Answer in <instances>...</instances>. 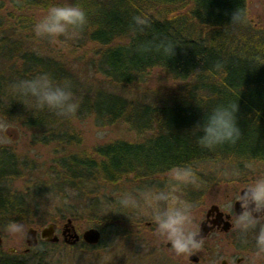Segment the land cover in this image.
I'll use <instances>...</instances> for the list:
<instances>
[{
    "label": "trees",
    "instance_id": "16d2710c",
    "mask_svg": "<svg viewBox=\"0 0 264 264\" xmlns=\"http://www.w3.org/2000/svg\"><path fill=\"white\" fill-rule=\"evenodd\" d=\"M53 1L13 0L15 13L0 17V112H16L21 119L25 105L13 97L11 85L45 71L57 79L71 80L80 100V109L71 118H91L100 126L126 125L136 141H114L88 154H71L78 160L73 170L81 172L82 181L92 186L91 190L82 187L83 193L96 189L106 195L137 186L160 189L169 184L168 171L173 165L190 163L198 170L202 186L179 189L197 203L216 178L214 174L223 171L219 169L240 177L264 171V30L254 32L248 18L242 25L230 26L232 13L238 7L247 9V0H78L88 12L89 23L78 36L66 38L63 46L70 51L71 60L85 61V81L68 71L69 66L66 69L65 60L23 50L24 44H34L40 38L33 30L31 13ZM137 14H146L152 21L143 32L133 31ZM164 37L177 44L172 56L138 51L142 42ZM217 64L222 67L217 69ZM154 70L174 83L172 92L147 87ZM229 101H237L239 106L240 139L214 149L201 146L190 134L204 115L200 104L211 107ZM29 112L24 113L25 119L23 114L22 125L34 130L35 142L49 145L56 140L62 151L78 142L70 118L47 109ZM1 155L11 156L0 161V170L10 164L18 171L15 155L2 149ZM64 185L69 186L68 182ZM86 209L89 214L95 212L93 204ZM2 210L23 214L24 205L9 200ZM70 218L74 223L75 218ZM106 220L90 222L101 231L102 240L113 233L117 221ZM48 222L58 225L59 221L52 217ZM47 244L39 241L29 252L38 246L43 250ZM0 254L7 258L6 264H27L32 257Z\"/></svg>",
    "mask_w": 264,
    "mask_h": 264
},
{
    "label": "rangeland",
    "instance_id": "374dc122",
    "mask_svg": "<svg viewBox=\"0 0 264 264\" xmlns=\"http://www.w3.org/2000/svg\"><path fill=\"white\" fill-rule=\"evenodd\" d=\"M12 1L0 0V17H4L8 12L15 13L11 6ZM47 9L48 7L35 9L30 16L36 22ZM247 13L254 32L264 30V0H247ZM66 38L68 39L61 36L53 40L40 37L34 44H24L23 50L29 49L43 57L63 59L68 63L66 69L69 66L68 71L76 74L80 81H85L88 78L86 63L70 59V51L63 46ZM147 87L162 93L172 92L175 89L174 83L159 70L152 72ZM31 109L34 113L37 111L24 106L21 119L17 118L16 112L6 113L7 115L0 112V117L3 118L0 119V151L2 149L15 155L18 169L16 171L8 164L0 170V253L14 254L26 259L32 256L27 264H180L178 261L180 256H177L170 246L167 247L168 242L157 235L156 225L151 218V206L144 203L143 193L147 190H164L170 193V201L176 199L178 202H192L186 197L185 192L166 184L160 189L146 188V186L143 188L137 186L135 189L123 187L120 191L106 195L102 190L96 191V189L93 192L83 190L85 191L83 193L82 187L91 190L92 186L87 181H82L81 172L73 170L78 160H75L77 158L74 159L71 154L89 153L97 146L114 141H136V135L122 123L100 126L91 118H70L68 122L74 129L78 142L62 151L57 147L56 140L49 145L39 143L38 139V142H35L34 130L22 125L23 114H31L29 112ZM25 117L27 116L24 114V119ZM51 135L54 137L57 134L51 133ZM6 157L1 155L0 161L9 160ZM60 158L63 159L59 161ZM68 167L70 170H67ZM219 170L223 171L214 174L216 178L201 193L199 201L193 202L200 206L196 209L198 218L211 203L219 202L225 207L226 202L234 199L235 194L240 190V184L252 182L258 176L264 175V171H254L253 174L246 173L245 177H240L236 172ZM8 174L12 175L7 176ZM66 177L69 181H65ZM65 182H68L69 186L64 185ZM78 183L82 184L77 185ZM74 185L78 186L80 191ZM125 191L136 194L141 200L142 207L126 210L125 214L111 211L110 209L118 207V198ZM9 200L23 204V214L12 211L9 214L2 213ZM170 201L159 203L161 207H166ZM91 204L95 206V212L89 214L86 208ZM52 217L59 221L56 233L60 240L57 243L48 242L43 250L41 249L43 246H38L32 252L26 251L25 237L10 234L4 227L11 220H18L25 223L28 229L39 228ZM70 217L75 218L73 224L79 234L92 227L90 222L94 219L107 221L106 219L111 218L112 221L115 219L117 221L113 225L115 228L113 233L107 234L105 240L101 239L98 245L90 248L82 241L74 245L64 242L61 233L66 219ZM219 239L211 241L208 243L209 247H203L199 251L201 259L196 264H219L223 257L230 256H233L230 258V264H264V254L256 255L254 233H249L246 241H242L239 230L234 228L228 235ZM240 257H243V260L237 263L236 260ZM7 262V258L0 254V264Z\"/></svg>",
    "mask_w": 264,
    "mask_h": 264
},
{
    "label": "clouds",
    "instance_id": "9594fccd",
    "mask_svg": "<svg viewBox=\"0 0 264 264\" xmlns=\"http://www.w3.org/2000/svg\"><path fill=\"white\" fill-rule=\"evenodd\" d=\"M247 9L238 7L231 17V25L237 26L247 22ZM88 12L76 0H59L49 5L46 13L33 25L37 37L57 39L61 36H78L88 25ZM152 21L146 14L133 16V31H145ZM177 44L167 37L148 40L138 46V51L147 53L153 50L166 58L174 54ZM217 69L222 66L216 65ZM11 93L27 108L55 112L61 117L71 118L80 109V100L73 91L70 79H57L51 73L41 71L29 78H19L11 85ZM204 108V115L192 128L191 133L197 142L208 149L224 144H235L242 132L237 123L238 103L229 101ZM0 119H3L0 117ZM169 184L173 188L192 185L200 188L202 178L198 170L190 163L173 165L169 171ZM143 201L151 206V218L156 225V233L170 244L177 256L190 259L203 248L204 238L200 226L203 219L197 216L200 207L190 201L171 199L168 191L147 190L143 193ZM161 201L167 203L161 207ZM239 202L241 211H234V202ZM141 200L131 191H125L118 198V207L110 209L122 212L141 208ZM226 209L233 213V225L239 230L242 241H246L249 233H254L256 255L264 254V175L258 176L251 183L241 186L234 199L226 202ZM108 212V211H107ZM106 212V213H107ZM10 234L26 237L28 227L18 220H11L5 226Z\"/></svg>",
    "mask_w": 264,
    "mask_h": 264
},
{
    "label": "water",
    "instance_id": "95a60500",
    "mask_svg": "<svg viewBox=\"0 0 264 264\" xmlns=\"http://www.w3.org/2000/svg\"><path fill=\"white\" fill-rule=\"evenodd\" d=\"M214 207H210L209 210L213 209ZM234 211L239 213L241 211L239 202L234 203ZM56 224L53 222H49L46 225H44L40 230L30 227L28 229V234L25 237V242L27 245V248H31L37 245L38 243V238L41 240H46L49 242H57L58 237L55 234L56 232ZM229 229V224L225 227V230L227 231ZM201 230H202V235L203 238L206 236L208 233L209 229L205 228L204 224L201 225ZM62 236L64 238V241L67 244L74 245L81 239L90 245L97 244L101 238V232L99 229L95 227H90L86 229L81 236L76 232L71 219H67L66 223L64 224V229L62 230ZM192 261H196V258L191 259ZM220 264H227L225 261H222Z\"/></svg>",
    "mask_w": 264,
    "mask_h": 264
},
{
    "label": "flooded vegetation",
    "instance_id": "af4514ba",
    "mask_svg": "<svg viewBox=\"0 0 264 264\" xmlns=\"http://www.w3.org/2000/svg\"><path fill=\"white\" fill-rule=\"evenodd\" d=\"M243 186V185H242ZM241 187V186H240ZM235 203V202H234ZM214 207L213 209L209 210L210 207ZM203 216V219L200 222V226L204 224L205 228H208L209 231L204 237V248L209 247L211 241H218L219 238L228 235L235 227L233 225V213L229 210H227L221 203H211V205L204 211L200 213V216ZM229 224V229L226 231L225 227ZM208 244V245H207ZM207 245V246H206ZM170 244L167 243V247H169ZM200 250L196 252L193 256L190 257V259H185L184 257L180 256L179 262L180 264H196L200 262ZM230 257H223L220 261H225L227 264H230ZM196 258V261H192L191 259ZM243 260V257L237 258L236 262L240 263ZM219 263V264H220Z\"/></svg>",
    "mask_w": 264,
    "mask_h": 264
}]
</instances>
